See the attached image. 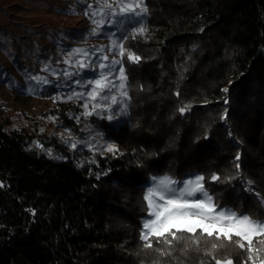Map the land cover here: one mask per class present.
<instances>
[{
  "label": "trees",
  "instance_id": "16d2710c",
  "mask_svg": "<svg viewBox=\"0 0 264 264\" xmlns=\"http://www.w3.org/2000/svg\"><path fill=\"white\" fill-rule=\"evenodd\" d=\"M144 2L119 36L130 145L78 107H57L62 136L0 120V264H264V233L144 229L148 184L190 176L264 221V0Z\"/></svg>",
  "mask_w": 264,
  "mask_h": 264
},
{
  "label": "rangeland",
  "instance_id": "374dc122",
  "mask_svg": "<svg viewBox=\"0 0 264 264\" xmlns=\"http://www.w3.org/2000/svg\"><path fill=\"white\" fill-rule=\"evenodd\" d=\"M145 17L144 0H0V120L62 136L57 107H78L130 145L119 36ZM96 142L104 154L115 148ZM147 201L146 237L201 229L250 244L264 233V221L218 208L198 176L148 184Z\"/></svg>",
  "mask_w": 264,
  "mask_h": 264
}]
</instances>
